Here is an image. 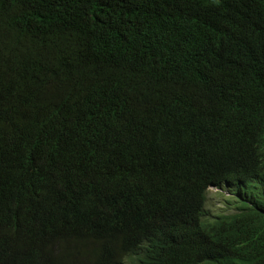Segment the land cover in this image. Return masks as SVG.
<instances>
[{"label":"trees","instance_id":"obj_1","mask_svg":"<svg viewBox=\"0 0 264 264\" xmlns=\"http://www.w3.org/2000/svg\"><path fill=\"white\" fill-rule=\"evenodd\" d=\"M0 264H264V0H0Z\"/></svg>","mask_w":264,"mask_h":264},{"label":"rangeland","instance_id":"obj_2","mask_svg":"<svg viewBox=\"0 0 264 264\" xmlns=\"http://www.w3.org/2000/svg\"><path fill=\"white\" fill-rule=\"evenodd\" d=\"M232 200V195L226 190L211 187L208 191L206 208L210 213L220 214L234 211V205L227 201Z\"/></svg>","mask_w":264,"mask_h":264},{"label":"clouds","instance_id":"obj_3","mask_svg":"<svg viewBox=\"0 0 264 264\" xmlns=\"http://www.w3.org/2000/svg\"><path fill=\"white\" fill-rule=\"evenodd\" d=\"M211 187H215V188H217V189L226 190L228 193H230V194L232 195V200H228L227 202H228L229 204H233V205H235V203H231V202L234 201V199L236 198V196H235L233 193L229 192V190H227L226 188H221V187H219V186H210V187L208 188V191H209V189H210ZM207 198H208V193H207ZM236 201H237V203L239 202L237 198H236ZM206 202H207V201H206ZM205 208H206V204H205ZM206 211L208 212V215H209V216H211V217H214V216H215V213H210V212L208 211L207 208H206ZM225 214H229V212H225ZM219 215H223V213H220Z\"/></svg>","mask_w":264,"mask_h":264}]
</instances>
